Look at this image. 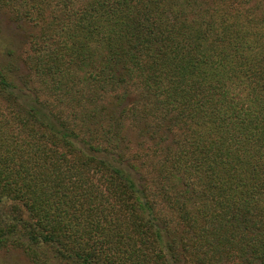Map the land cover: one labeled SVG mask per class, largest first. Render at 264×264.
<instances>
[{
    "label": "trees",
    "instance_id": "16d2710c",
    "mask_svg": "<svg viewBox=\"0 0 264 264\" xmlns=\"http://www.w3.org/2000/svg\"><path fill=\"white\" fill-rule=\"evenodd\" d=\"M0 8V252L264 264V0Z\"/></svg>",
    "mask_w": 264,
    "mask_h": 264
},
{
    "label": "rangeland",
    "instance_id": "374dc122",
    "mask_svg": "<svg viewBox=\"0 0 264 264\" xmlns=\"http://www.w3.org/2000/svg\"><path fill=\"white\" fill-rule=\"evenodd\" d=\"M33 31L27 23L14 20L11 14L0 8V52L5 51V42H13L16 49L21 50L26 39ZM0 264H30L28 258L20 251L0 252Z\"/></svg>",
    "mask_w": 264,
    "mask_h": 264
}]
</instances>
